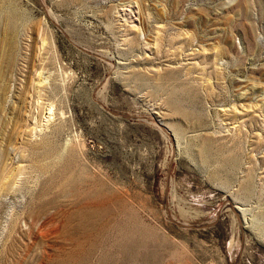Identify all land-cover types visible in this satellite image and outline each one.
<instances>
[{
    "label": "rangeland",
    "instance_id": "374dc122",
    "mask_svg": "<svg viewBox=\"0 0 264 264\" xmlns=\"http://www.w3.org/2000/svg\"><path fill=\"white\" fill-rule=\"evenodd\" d=\"M0 264H264V0H0Z\"/></svg>",
    "mask_w": 264,
    "mask_h": 264
}]
</instances>
